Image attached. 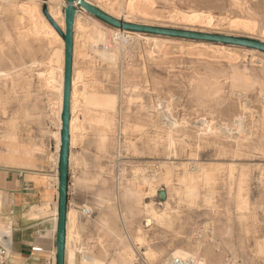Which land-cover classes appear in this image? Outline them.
I'll return each mask as SVG.
<instances>
[{"label": "rangeland", "instance_id": "obj_1", "mask_svg": "<svg viewBox=\"0 0 264 264\" xmlns=\"http://www.w3.org/2000/svg\"><path fill=\"white\" fill-rule=\"evenodd\" d=\"M100 1L90 0L93 6L118 20L131 12L134 17L131 24L264 43V0H154L151 13L156 17L151 18L140 15V5L137 10L134 9L135 12L128 9L137 0ZM34 6H38L39 16L34 17L26 10ZM66 6L67 0H0L2 167L31 169L34 162L49 160L58 164L59 169L61 114L57 86L61 56L49 63L45 48L49 36L38 37L32 34L31 28L33 21L46 22L63 39L59 33L65 32L63 24L56 23L49 12L51 7H58L63 20ZM78 10L84 17L80 18V22L85 26L92 15ZM189 11L211 14L213 25L186 26L172 19L178 12ZM234 19L251 21L252 28L233 27L231 22ZM102 23L104 26L101 29L107 37L103 48L115 53L117 63L112 61L109 64L98 57L96 44L88 40L84 29L74 32L73 70L77 73V102L70 144V186L101 188L100 194L91 195L97 204H105L111 196L118 198L125 204V219L129 216L140 219L135 242L140 256L127 242L126 255L129 257L125 258V264H171L172 259L194 263L199 258L205 264H264V53L228 46L231 56L228 52V55L221 56L211 51L207 55V49H200L194 44L200 42L167 37L160 38L172 39L173 42L163 48L159 43L154 47L139 36L142 34H127L124 39L121 38L123 40L117 39L112 32L115 28ZM56 45L61 47L58 41ZM231 67L239 71L245 69L256 85L241 90L232 89L229 83ZM50 75L55 76L53 80ZM94 97L102 104L94 103ZM110 100L113 101L111 105ZM97 107L114 111L110 113L114 123L106 132L103 125L97 122L102 116ZM120 110H123L122 116L119 115ZM122 119L126 124L121 122ZM173 119L177 123L175 128L170 126ZM119 127H122L121 131ZM216 130L219 132L216 133ZM168 133L175 138L171 151L166 147ZM102 136L105 137V147L100 146ZM10 147L19 150L13 153V160ZM25 150H30V154L24 153ZM188 173L198 176H195L196 183L199 182L196 190L188 188ZM204 173L211 178V183L206 180V175L203 176ZM161 191L165 197L167 194L168 199L162 201ZM205 200L211 203L207 202L206 206ZM7 230L8 220L0 216V243L8 235ZM178 250L191 254L192 258H171L170 254Z\"/></svg>", "mask_w": 264, "mask_h": 264}, {"label": "crops", "instance_id": "obj_2", "mask_svg": "<svg viewBox=\"0 0 264 264\" xmlns=\"http://www.w3.org/2000/svg\"><path fill=\"white\" fill-rule=\"evenodd\" d=\"M101 190L68 182L64 264H125L127 242L140 256L135 243L140 219H125V204L118 198L97 204L91 195ZM59 198L58 164L0 166V216L8 220V235L0 243L3 264H57Z\"/></svg>", "mask_w": 264, "mask_h": 264}, {"label": "bare ground", "instance_id": "obj_3", "mask_svg": "<svg viewBox=\"0 0 264 264\" xmlns=\"http://www.w3.org/2000/svg\"><path fill=\"white\" fill-rule=\"evenodd\" d=\"M86 2H87V4H89V5H92V3L90 2V0H85ZM99 2H102V1H100V0H98ZM176 1V0H175ZM4 2V1H3ZM7 2V1H6ZM51 2V1H50ZM57 2H58V0H57ZM123 2V1H122ZM156 2H158V1H156ZM162 2H163V0H162ZM233 2V1H232ZM243 2V1H242ZM52 3H54V2H52ZM51 3V4H52ZM160 3V2H159ZM176 3V2H175ZM180 3V2H179ZM103 4V3H102ZM121 4V3H120ZM234 4V3H233ZM240 4H241V2H240ZM239 4V5H240ZM243 4V3H242ZM244 4H246V3H244ZM4 5V4H3ZM13 5V4H12ZM56 5V4H55ZM100 5V4H99ZM128 5V4H127ZM140 5V6H139ZM154 5H155V2H154V0H137L136 2H132L130 5H129V10L130 9H132V10H134V9H136L137 10V8H138V6L140 7V15L141 16H144V18H151L152 16L154 17H156V15H154L153 14V12L151 13V11H152V9H154ZM174 5V4H173ZM178 5V4H177ZM232 5V4H231ZM238 5V6H239ZM101 6V5H100ZM181 6H182V4H181ZM185 6V5H184ZM235 6V5H234ZM237 6V7H238ZM242 6V5H241ZM36 7H38V6H34V7H29V8H27L26 10L28 11L29 10V12L35 17V16H39V13H38V11H37V8ZM177 7V6H176ZM233 7V6H232ZM58 7H51V9H50V16L53 18V20L56 22V23H58V22H60V23H62L63 24V28L65 29V18H64V16L65 15H62V18H63V20L61 19V15H60V12H59V10L57 9ZM100 8V7H99ZM185 8V7H184ZM240 8H242V7H240ZM82 9V8H81ZM180 9V8H179ZM243 9V8H242ZM5 10V9H4ZM13 10V9H12ZM20 10V9H19ZM39 10V9H38ZM83 10V12H86V10L85 9H82ZM232 10V9H231ZM13 11H15V10H13ZM22 11V10H21ZM154 11V10H153ZM200 11V10H199ZM4 12V11H3ZM6 12V11H5ZM4 12V13H5ZM79 12V11H78ZM77 12V16H76V18H75V25H74V31H75V33L77 32V30L78 29H81V31H82V29H84V31H86V34H87V38H88V40L90 41V42H93L94 44H96L95 45V51H96V53H97V55H98V57L100 58V59H102V61H105V62H107L108 61V63L110 64L112 61H115V59L117 58L116 57V55H115V53H112V52H110V51H106L105 50V48H103V44H105L106 42H107V37H106V35H105V33L102 31V29H101V27H103L104 25H103V23L100 21V20H98L97 18H93L92 16L90 17V21L85 25V26H83V24H81V22H80V18H82L81 17V12H79L78 13ZM129 12V11H128ZM127 12V13H128ZM134 12H135V10H134ZM238 12V11H237ZM2 13V12H1ZM11 13V12H10ZM14 13V12H13ZM17 13H19L18 11H17ZM139 13V12H138ZM179 14H176L175 16H173L172 17V19H175L174 21H179V22H181V24H185L186 26L187 25H191V26H212L213 25V17H212V15L211 14H209V13H205V12H195V11H193V12H178ZM243 13V12H242ZM63 14V13H62ZM133 15V14H132ZM131 15V12L129 13V14H124V16H123V22L124 23H127V24H131L132 23V21H133V19H134V17ZM159 15V14H158ZM59 17H60V19L62 20V21H60L59 20ZM87 17V16H86ZM84 18V17H83ZM82 18V19H83ZM159 18V17H158ZM137 19V18H136ZM140 19V18H139ZM146 21V20H145ZM149 21V20H148ZM3 22V21H2ZM86 22H87V20H86ZM251 22V21H250ZM249 21H247V20H244V19H234V20H232V22H231V25H234L233 27H235V25L236 26H238V27H242V28H245V29H249V28H252V24L250 23ZM0 24H2V23H0ZM3 24H5V23H3ZM199 26V27H200ZM1 28V27H0ZM32 34L34 33L35 35H37L38 37H40V36H42V35H44V36H49V37H47V38H49V41L47 42V45H46V47L45 48H47V50H48V54H47V61H49V63H52L53 62V60H54V58L55 57H57L58 55H60L61 56V62H62V66H61V72H60V75H59V79H58V89H59V113L61 114V125H60V131H61V128H62V109H63V88H64V68H65V43H64V40L59 36V34L54 30V28L50 25V24H48V23H46V22H35V21H33V23H32ZM193 31V30H192ZM110 32V31H109ZM113 35H114V37H117V39H121L122 37H123V39H124V36L125 35H131V34H142V35H139V36H143L142 37V39H144V41L148 44V45H151V46H154V47H156V44H160L159 46H162V48H163V46L164 45H166V44H168L169 42H173V41H171L172 39H161L160 38V36H156V35H148V34H143V33H131V32H129V31H126L124 28H120V29H118V28H115L113 31ZM205 32V31H204ZM30 34V33H29ZM83 34V33H82ZM85 34V35H86ZM107 34V33H106ZM112 35V36H113ZM27 36V35H26ZM30 36H31V34H30ZM110 36V35H109ZM36 37V36H35ZM75 37H77L76 35H75ZM114 37H113V39H114ZM84 38H86V37H84ZM109 38V37H108ZM166 38V37H165ZM36 39V38H35ZM116 39V38H115ZM114 39V40H115ZM123 39H121V40H123ZM87 40V41H88ZM38 41V40H37ZM40 41V40H39ZM56 41H58L60 44H61V47L59 48L57 45L55 46V42ZM75 41H76V39H75ZM124 41H126V40H124ZM143 41V42H144ZM189 41V40H188ZM1 42V41H0ZM24 42V41H23ZM121 42V41H120ZM197 42H200V41H197ZM27 43H29V42H27ZM46 43V42H45ZM75 43V42H74ZM122 43H124V42H122ZM26 43H24V45H25ZM194 44H197V46L200 48V49H207L206 51H207V55H209L208 54V52L209 51H211L212 52V54L214 53V55L215 54H219V55H224V54H227V52L230 50L229 49V47L228 46H230V45H227V46H225V45H223V44H217V43H207V42H200V43H194ZM83 45V44H82ZM91 45V44H90ZM107 45V44H106ZM27 46V45H26ZM31 46V45H30ZM88 46V45H87ZM196 46V47H197ZM20 47V46H19ZM107 47V46H106ZM23 48V47H22ZM39 48H40V46H39ZM112 48V47H111ZM182 48V47H181ZM231 48V47H230ZM17 49H18V46H17ZM20 49V48H19ZM32 49V48H31ZM94 49V48H93ZM112 49H115V48H112ZM148 49H149V46H148ZM147 49V50H148ZM153 49V48H152ZM155 49V48H154ZM153 49V50H154ZM194 49H195V47H194ZM244 49H246V48H244ZM151 50V49H150ZM156 50V49H155ZM154 50V51H155ZM250 50H252V49H250ZM1 51V50H0ZM20 51H21V49H20ZM152 51V50H151ZM151 51H150V53H151ZM232 51V50H231ZM248 51V50H247ZM253 52L255 51V50H252ZM18 52H19V50H18ZM60 52V53H59ZM235 52V51H234ZM22 53V52H21ZM21 53H19L20 55H21ZM156 53V52H155ZM229 53V52H228ZM233 53V52H232ZM154 54V53H153ZM152 54V55H153ZM157 54H159V53H157ZM156 54V55H157ZM205 54V53H204ZM230 54V53H229ZM96 55V56H97ZM149 55H151V54H149ZM155 55V54H154ZM153 55V56H154ZM155 55V56H156ZM228 55V54H227ZM233 55V54H232ZM13 56V55H12ZM46 56V55H45ZM152 56V57H153ZM159 56H162V55H160L159 54ZM200 56V55H199ZM198 56V57H199ZM211 56V55H210ZM230 56H231V54H230ZM233 56H235V55H233ZM30 57V56H29ZM204 57V56H203ZM209 57V56H208ZM226 57V56H225ZM45 58V59H46ZM97 58V57H96ZM156 58V57H155ZM158 58V57H157ZM162 58H164V57H162ZM161 58V59H162ZM192 58V57H191ZM207 58V57H206ZM229 58V57H228ZM16 59V58H15ZM44 59V58H43ZM153 59V58H152ZM160 59V60H161ZM209 59V58H208ZM227 59V58H226ZM230 59H232V58H230ZM238 59V58H237ZM13 60V59H12ZM12 60H10V62L12 61ZM117 60V59H116ZM217 60V59H216ZM220 60V59H219ZM16 61V60H15ZM218 61V60H217ZM45 62V61H44ZM116 62V61H115ZM115 62H113L114 64H115ZM156 62V61H155ZM203 62V61H202ZM210 62V61H209ZM224 62H225V60H224ZM228 62V61H227ZM12 63H14V62H12ZM112 63V64H113ZM117 63V62H116ZM205 63H207V62H205ZM211 63V62H210ZM231 63V62H230ZM234 63V62H233ZM220 64H222V63H220ZM219 64V65H220ZM2 65V64H1ZM10 65H12V64H10ZM212 65V64H211ZM216 65H217V63H216ZM114 66V65H113ZM215 66V65H214ZM224 66V65H223ZM227 66V65H226ZM13 67V66H12ZM217 68V67H216ZM215 68V69H216ZM219 68V67H218ZM114 69V68H113ZM126 69V68H125ZM110 70V69H109ZM231 70L232 71H230L231 73H230V77H229V83H230V87H232V89H235V90H241V89H246V88H248V87H251V86H253L254 84L256 85V83L252 80V78L248 75V73H247V71L245 70V69H243V71H239L237 68H235V67H231ZM245 70V71H244ZM115 72V71H114ZM225 73V72H224ZM76 74L77 73H75V71L73 70V84H72V103H71V124H70V135H71V139H72V135H73V128H74V123H75V120H74V118H73V114H74V110H75V104H76V88H75V86H76ZM6 75V74H5ZM78 75H80V74H78ZM122 75V73H120V76ZM214 75V74H213ZM215 75H216V73H215ZM4 76V75H3ZM50 76H52V75H50ZM109 76V75H108ZM210 76V75H209ZM53 77H55L54 75L52 76V77H50L52 80L54 79ZM58 77V76H57ZM219 77V76H218ZM49 78V79H50ZM119 78H121V77H119ZM78 80V79H77ZM197 80V79H196ZM198 81V80H197ZM57 82V81H56ZM56 82H54V84H55V86H56ZM122 83V82H121ZM136 84V83H135ZM158 84V83H157ZM136 86V85H135ZM140 86V85H139ZM138 87V86H137ZM199 88H200V85H199ZM223 88V87H222ZM228 88V87H227ZM225 89V88H224ZM129 91V90H128ZM255 91V90H254ZM15 92V91H14ZM78 92V91H77ZM122 93V92H121ZM137 93H138V90H137ZM127 94V93H126ZM191 94V93H190ZM157 95H159V94H157ZM230 96V95H229ZM234 96V95H233ZM223 97V96H222ZM226 97V96H225ZM243 97V96H242ZM246 97V96H245ZM260 97V96H259ZM197 98V97H196ZM229 98V97H228ZM227 98V99H228ZM261 98V97H260ZM191 99V98H190ZM78 100V99H77ZM217 100V99H216ZM94 103H96V104H102V103H100L99 102V100H97L96 101V97H94V99L92 100ZM137 101V100H136ZM192 101V100H191ZM195 101V100H194ZM218 101V100H217ZM260 101V100H259ZM128 102V101H127ZM138 102V101H137ZM140 102V101H139ZM238 102H240V101H238ZM245 102V101H244ZM248 102V101H247ZM246 102V103H247ZM122 103V102H121ZM166 103V102H165ZM193 103H195V102H193ZM210 103V102H209ZM218 103V102H217ZM241 103V102H240ZM249 103V102H248ZM251 103V102H250ZM111 104H113V101L112 100H110L109 101V105H111ZM123 104V103H122ZM164 104V103H163ZM170 104V103H169ZM200 104V103H199ZM202 104H203V102H202ZM206 104V103H205ZM211 104V103H210ZM244 104V103H243ZM242 104V105H243ZM172 105V104H171ZM195 105H197V104H195ZM201 105V104H200ZM204 105V104H203ZM207 105V104H206ZM213 106V105H212ZM129 107V106H128ZM165 107V106H164ZM240 107H241V105H240ZM142 108V107H141ZM211 108V107H210ZM96 109H100L101 111H102V116L100 117V119L97 121L99 124H102L103 125V127H104V129H103V131H107L112 125H113V123H114V120L110 117V113H114V111L113 110H111V109H103L102 107H97ZM216 109H218V108H216ZM241 109V108H240ZM244 109V108H243ZM248 109V108H247ZM143 110V109H142ZM173 110V109H172ZM171 110V111H172ZM208 110V109H207ZM123 111V110H122ZM122 111L120 110V112H119V115L120 116H122ZM166 111V109L164 110V112ZM209 111V110H208ZM217 111V110H216ZM242 111V110H241ZM212 112H213V110H212ZM211 112V113H212ZM127 113V112H126ZM197 113V112H196ZM123 114H124V112H123ZM130 114V113H129ZM163 114V113H162ZM169 114V113H168ZM124 115H126V114H124ZM171 115V114H170ZM208 115V114H207ZM211 115V114H210ZM243 115V114H242ZM247 115V114H246ZM129 116V115H128ZM129 117H131V116H129ZM163 117H167V116H163ZM253 116H251V118H252ZM99 118V117H98ZM254 118V117H253ZM252 118V119H253ZM168 119V118H167ZM172 119V118H171ZM179 119V118H178ZM247 119V118H246ZM126 121H127V119H125ZM165 120V119H164ZM170 120V119H169ZM182 120V119H181ZM95 121V120H94ZM122 121H124L123 119L121 120V122ZM131 121V120H130ZM166 121V120H165ZM185 121V120H184ZM241 121H242V119H241ZM257 121V120H256ZM96 122V123H97ZM125 122V121H124ZM167 122H168V120H167ZM243 122V121H242ZM93 123V122H92ZM166 123V122H165ZM239 123H241L240 121H239ZM94 124H95V122H94ZM98 124V125H99ZM125 124H126V122H125ZM166 124H169V123H166ZM176 121H174V119L170 122V126L171 127H174L175 128V126H176ZM258 124V123H257ZM96 125V124H95ZM128 125V124H127ZM160 125V124H159ZM184 125V124H183ZM226 125V124H225ZM76 126V125H75ZM129 126V125H128ZM162 126V125H161ZM210 126V125H209ZM227 126V125H226ZM253 126V125H252ZM235 127H236V125H235ZM255 127V126H254ZM133 128V127H132ZM184 128V127H183ZM210 128V127H209ZM258 128V127H257ZM256 128V129H257ZM101 129V128H100ZM99 129V130H100ZM112 129H114V128H112ZM115 129H117V128H115ZM114 129V130H115ZM135 129V128H134ZM206 129V128H205ZM122 130V127H119V131H121ZM133 130V129H132ZM162 130V129H161ZM102 131V132H103ZM111 131H113V130H111ZM111 131H109V132H111ZM156 131V130H155ZM180 131H181V129H180ZM207 131H208V129H207ZM215 131V130H214ZM254 131H255V129H254ZM179 132V131H178ZM212 132V131H211ZM210 132V133H211ZM219 132V131H218ZM217 132V130H216V133H218ZM239 132H241V131H239ZM104 133V132H103ZM162 133V132H161ZM164 133V132H163ZM105 134V133H104ZM169 134V133H168ZM228 134V133H227ZM226 134V135H227ZM159 135V134H158ZM158 135H157V137H158ZM165 135H166V133H165ZM170 135V134H169ZM214 135H215V133H214ZM238 135V134H237ZM243 135H244V133H243ZM106 136V135H105ZM230 137H232V135L230 134L229 135ZM109 137H110V135H109ZM204 137V136H203ZM211 137V136H210ZM220 137V136H219ZM227 137V136H226ZM165 138H167L166 136H165ZM169 139H168V146H166V147H168V149L167 150H169L170 149V151H171V148H173V146H174V140H175V138H173L172 137V135H170L169 137H168ZM180 138H181V136H180ZM215 138V137H214ZM228 138V137H227ZM222 139V138H221ZM250 139H251V137H250ZM155 140V139H154ZM177 140V139H176ZM219 140V139H218ZM226 140V139H225ZM121 141V140H120ZM163 141V140H162ZM222 141V140H221ZM227 141H228V139H227ZM234 141V140H233ZM240 141V140H239ZM14 142V141H13ZM164 142V141H163ZM185 142V141H184ZM259 142V141H258ZM107 143V142H106ZM160 143V142H159ZM235 143V142H234ZM247 143V142H246ZM164 144V143H163ZM252 144V143H251ZM11 145V144H10ZM108 145V144H107ZM160 145V144H159ZM14 146V145H13ZM16 146V145H15ZM100 146H102V147H105L106 145H105V137L104 136H102V145H100ZM131 146H132V144H131ZM162 146V145H161ZM219 146H221V145H219ZM238 146V145H237ZM120 147H121V142H120V144H119V149H120ZM130 147V146H129ZM180 147V146H179ZM216 147H218V146H216ZM133 148V147H132ZM163 148V147H162ZM234 148H235V146H234ZM237 148V147H236ZM243 148V147H242ZM10 149H11V158H12V160L14 159V155H13V153L14 152H18L19 150L17 149V148H12V147H10ZM224 149H225V145H224ZM229 149L231 150L232 148H230L229 147ZM258 149V148H257ZM164 150V149H163ZM220 150V149H219ZM253 150V149H252ZM136 151V150H135ZM182 151H183V149H182ZM237 151V150H236ZM163 152V151H162ZM176 152V151H175ZM178 152V151H177ZM24 153H27V154H30V150L28 151V150H25L24 151ZM169 153V152H168ZM182 153V152H181ZM225 153V152H224ZM232 153V152H231ZM231 153H230V155H231ZM253 153V152H252ZM118 154V153H117ZM228 154V153H227ZM246 154H248V153H246ZM163 155V154H162ZM169 155H170V153H169ZM179 155V154H178ZM229 155V154H228ZM173 156V155H172ZM232 156V155H231ZM231 156H230V158H231ZM253 156V155H252ZM175 157V156H174ZM221 157V156H220ZM238 157H239V155H238ZM177 158V157H176ZM179 158V157H178ZM177 158V159H178ZM171 159V158H170ZM169 159V160H170ZM168 160V159H167ZM174 161V160H173ZM178 161V160H177ZM172 162V161H171ZM168 164V163H167ZM172 164V163H171ZM175 164V163H174ZM177 164V163H176ZM178 164H180V163H178ZM177 164V165H178ZM182 164V163H181ZM184 164V163H183ZM163 165H164V163H163ZM234 165V164H233ZM233 165H230V166H233ZM176 166V165H175ZM185 166V165H184ZM167 167V166H166ZM169 167V166H168ZM172 167H174L173 165H172ZM182 168V167H181ZM184 168V167H183ZM188 168V167H187ZM235 169V168H234ZM171 170V169H170ZM180 170H183V169H180ZM192 170V169H191ZM196 170V169H195ZM236 170V169H235ZM175 171V170H174ZM185 171V170H184ZM201 171V170H200ZM190 172V171H189ZM210 172V171H209ZM216 172V171H215ZM214 172V173H215ZM229 172V171H228ZM169 173H171V171L169 172ZM175 173V172H174ZM178 173V172H177ZM176 173V174H177ZM179 173H180V171H179ZM186 173V172H185ZM167 174H168V172H167ZM163 175V174H162ZM161 175V176H162ZM175 175V174H174ZM186 175V174H185ZM198 175V174H197ZM201 175V174H200ZM204 175H206L205 173L203 174V176ZM231 174H230V172H229V176H230ZM167 176V175H166ZM186 176H188L187 178H188V182H189V186H188V188L189 189H195L196 190V188H198L197 187V185L196 184H198L199 182H197L196 183V179H195V174L193 175V174H187ZM212 176V175H211ZM219 176V175H218ZM184 176H182L181 177V179L183 178ZM196 177H198V176H196ZM216 177V176H215ZM231 177H233V176H231ZM165 178V177H164ZM167 178V177H166ZM165 178V179H166ZM175 178V177H174ZM177 178V177H176ZM187 178H185V179H187ZM204 178V177H203ZM205 178H206V180L207 181H211V178L208 176V175H206L205 176ZM220 178V177H219ZM218 178V179H219ZM235 178V177H234ZM168 179V178H167ZM178 179H179V177H178ZM177 179V180H178ZM229 179H230V177H229ZM228 179V180H229ZM233 179V178H232ZM122 180V179H121ZM174 180V179H173ZM176 180V181H177ZM183 180V179H182ZM205 180V181H206ZM172 181V180H171ZM186 181V182H187ZM198 181V180H197ZM201 182H202V180H200ZM203 181H204V179H203ZM219 181H220V179H219ZM178 182V181H177ZM183 182V181H182ZM182 182H180V183H182ZM218 181H216V183H217ZM207 183V182H206ZM211 183V182H210ZM179 184V183H178ZM183 184H186V183H183ZM208 184V183H207ZM213 184H215V183H213ZM229 184V183H228ZM263 184V183H262ZM181 185V184H180ZM199 185V184H198ZM200 185H202V184H200ZM217 185H219V184H217ZM121 186V185H120ZM206 186V185H205ZM214 186V185H213ZM215 186H216V184H215ZM184 187V186H183ZM186 187V186H185ZM203 187H204V185H203ZM212 188V187H211ZM230 188V187H229ZM119 189V188H118ZM121 189V188H120ZM172 189H173V187H172ZM176 189V188H175ZM206 189H207V186H206ZM179 190V189H178ZM199 190V189H198ZM200 190H201V188H200ZM119 192V191H118ZM178 195H180V193L178 194ZM119 197V196H118ZM168 196H167V194H166V197H165V194H164V198H166V199H168L167 198ZM192 197V196H191ZM197 197V196H196ZM202 197V196H201ZM188 198V197H187ZM165 199V200H166ZM169 201V200H168ZM193 202V201H192ZM196 202V201H195ZM205 202L207 203H211V202H209V201H206L205 200ZM208 203H207V205L206 206H208ZM165 204H167V203H165ZM194 204V203H193ZM192 204V205H193ZM196 204V203H195ZM123 218V217H122ZM150 221H148V223H149ZM192 225H194V224H191V226ZM184 227V226H183ZM186 227V226H185ZM174 228H175V226H174ZM180 228H181V226H180ZM187 228V227H186ZM190 228V227H189ZM194 228V227H193ZM183 229H185V228H183ZM172 230V229H171ZM173 231V230H172ZM176 231V230H175ZM183 231V230H182ZM176 233V232H175ZM174 233V234H175ZM181 233V232H180ZM177 234V233H176ZM193 234V233H192ZM180 236V235H179ZM192 236V235H191ZM186 238V237H185ZM184 241V240H183ZM182 241V242H183ZM191 241H193V240H191ZM187 243V242H186ZM177 244V243H176ZM189 244V243H188ZM174 245V244H173ZM194 245V244H193ZM177 245H175V247H176ZM200 246V245H199ZM193 248V247H192ZM196 248V247H195ZM174 249H176V248H174ZM182 249V248H181ZM194 249V248H193ZM197 249V248H196ZM195 249V250H196ZM183 250V249H182ZM158 253V252H157ZM160 253V252H159ZM163 253V252H162ZM155 254V253H154ZM153 254V255H154ZM195 254V252L193 253V255ZM200 254V253H199ZM156 255V254H155ZM155 255H154V258H155ZM160 255H162V254H160ZM191 254H189V253H187V252H184V251H180V250H178V251H175L174 253H171L170 254V256H171V258H174V257H178V258H181V259H184V260H186L187 258H188V256H190ZM149 257V256H148ZM160 257V256H159ZM162 257V256H161ZM191 257V256H190ZM192 258V257H191ZM197 258H198V256H197ZM150 259V258H149ZM161 259V258H160ZM166 260V259H165ZM192 260V259H191ZM169 261H170V259H169ZM172 261H173V259H172ZM188 261V260H187ZM191 262V261H190ZM156 263V262H155ZM154 263V264H155ZM153 264V263H152ZM194 264H205L204 263V260H202V259H200L199 258V260H197V261H195L194 262Z\"/></svg>", "mask_w": 264, "mask_h": 264}, {"label": "water", "instance_id": "obj_4", "mask_svg": "<svg viewBox=\"0 0 264 264\" xmlns=\"http://www.w3.org/2000/svg\"><path fill=\"white\" fill-rule=\"evenodd\" d=\"M79 9L86 12L114 28H124L126 31L139 32L160 37L200 41L207 43H217L234 47L252 49L264 53V43L235 38L225 35L206 34L191 31L163 29L138 24H127L118 20L93 5L87 4L85 0H67L65 8V32L59 31L65 43V68H64V88H63V109H62V128H61V149L59 159V226L57 234V264H64L65 255V235L68 204V182H69V160H70V124H71V103H72V84H73V59H74V25L75 18ZM49 18V17H48ZM52 25L57 29L56 23L49 18ZM164 201V192L159 193Z\"/></svg>", "mask_w": 264, "mask_h": 264}, {"label": "built area", "instance_id": "obj_5", "mask_svg": "<svg viewBox=\"0 0 264 264\" xmlns=\"http://www.w3.org/2000/svg\"><path fill=\"white\" fill-rule=\"evenodd\" d=\"M79 11V10H78ZM79 12H81V11H79ZM78 12V13H79ZM83 213L85 214V215H90L91 213H90V211L88 210V209H85L84 211H83ZM34 251H37V252H39V251H41V249L40 248H34L33 249ZM0 264H3V254H1V252H0ZM171 264H194L193 263V261H191V262H184L183 260H178V259H176V260H173L172 262H171Z\"/></svg>", "mask_w": 264, "mask_h": 264}]
</instances>
